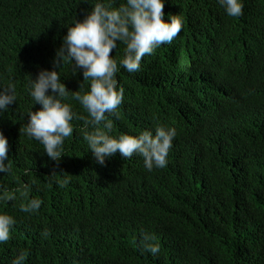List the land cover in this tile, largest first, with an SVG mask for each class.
I'll return each instance as SVG.
<instances>
[{"label": "trees", "instance_id": "1", "mask_svg": "<svg viewBox=\"0 0 264 264\" xmlns=\"http://www.w3.org/2000/svg\"><path fill=\"white\" fill-rule=\"evenodd\" d=\"M95 2L0 0V86L11 81L17 97L0 112L11 165L0 188L16 196L0 202V213L15 219L0 243V264L20 252L24 264H264V0H242L238 18L217 0H165L164 19L178 16L180 33L142 57L138 71L116 73L123 100L109 117L111 135H137L148 122L175 127L167 165L152 171L135 154L97 164L80 119L58 165L23 132L26 113L39 108L26 82L53 70L66 27ZM123 49L118 42L110 55L118 62ZM58 73L68 90H88L86 81L78 89L82 75L73 76L69 63ZM239 77L245 80L237 85ZM212 99L225 113L215 130L185 135L182 117L197 118L199 104ZM62 102L87 117L71 92ZM64 177L69 183L61 187ZM24 184L27 197L15 192ZM32 198L40 208L20 211ZM149 244L159 246L156 255L145 250Z\"/></svg>", "mask_w": 264, "mask_h": 264}, {"label": "clouds", "instance_id": "2", "mask_svg": "<svg viewBox=\"0 0 264 264\" xmlns=\"http://www.w3.org/2000/svg\"><path fill=\"white\" fill-rule=\"evenodd\" d=\"M217 2L228 17L238 18L243 14L242 0ZM164 5L165 0H124L113 7V0H96L83 19L75 20L66 27V34L61 38L60 47L51 61L53 70L40 69L34 78L30 75L25 91L32 105H39V108L26 113L27 122L23 132L43 146V155L50 161L59 164L64 156V141L74 131L72 121L80 119L83 121L81 136L97 164L104 166L107 159L119 153L123 159H129L134 154L142 157L147 171L162 169L167 165L168 153L176 136L174 126L148 122L137 131V135L113 136L110 134L113 123L109 119L117 114L123 100V88L118 87L115 78L119 69L123 68L129 73L138 71L142 57L151 55L162 44L171 43L182 29V20L178 16L168 14L167 20L164 19ZM118 42L124 45V49L123 57L117 62L110 52L116 50ZM64 63L70 64L73 76L80 72L82 81L78 89H83V82L86 81L87 91H70L66 88L58 73ZM244 80L239 77L236 84H243ZM69 92L87 117L77 116L69 104L62 102ZM16 98L15 86L11 81L6 86H0V112L7 110L16 102ZM217 106H220L219 103L212 99V102L199 104L197 118L190 120L182 117L185 135L188 132L194 136L213 132L225 115L219 112ZM143 108L146 111L147 107ZM8 151V139L0 132V173L3 174L11 173ZM27 172L26 169L25 174ZM60 172L63 173L62 170ZM55 173L52 171L50 177ZM67 183L69 179L64 177L60 186ZM29 191L27 184L15 190L22 197H27ZM15 199L13 192L0 188V202ZM41 204L40 199H28L20 205V211L34 213ZM14 224L15 219L11 215L0 213V243L9 240ZM145 250L156 255L159 246L149 244ZM25 259V254L20 252L12 264H24Z\"/></svg>", "mask_w": 264, "mask_h": 264}]
</instances>
